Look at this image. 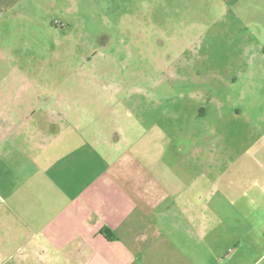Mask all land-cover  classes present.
Here are the masks:
<instances>
[{"label":"rangeland","instance_id":"rangeland-1","mask_svg":"<svg viewBox=\"0 0 264 264\" xmlns=\"http://www.w3.org/2000/svg\"><path fill=\"white\" fill-rule=\"evenodd\" d=\"M11 13L0 92L118 133L99 146L112 157L175 159L180 172L212 160L231 246V225L247 229L264 205V0H22Z\"/></svg>","mask_w":264,"mask_h":264},{"label":"crops","instance_id":"crops-1","mask_svg":"<svg viewBox=\"0 0 264 264\" xmlns=\"http://www.w3.org/2000/svg\"><path fill=\"white\" fill-rule=\"evenodd\" d=\"M20 2L0 0V24ZM31 100L0 92V264H264V205L247 229L231 225L229 246L212 160L180 172L175 159L112 157L99 146L118 131L64 124L61 105L36 114Z\"/></svg>","mask_w":264,"mask_h":264}]
</instances>
